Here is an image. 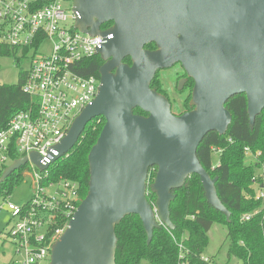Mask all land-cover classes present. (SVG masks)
<instances>
[{
  "label": "water",
  "instance_id": "1",
  "mask_svg": "<svg viewBox=\"0 0 264 264\" xmlns=\"http://www.w3.org/2000/svg\"><path fill=\"white\" fill-rule=\"evenodd\" d=\"M76 27L112 34L98 49L104 60L95 99L74 119L58 145L69 153L87 125L105 124L88 161L90 181L68 227L51 248L49 264H116V225L137 214L151 242L155 228L175 229L173 192L197 174L208 203L230 219L217 177L201 164L197 149L210 131L225 134L232 122L226 103L245 93L251 127L264 109V0H73ZM112 26L101 30L102 24ZM154 42L155 49L145 46ZM130 56L132 63L123 61ZM180 62L194 79L191 104L172 112L169 99L151 87L158 70ZM139 107L147 115L135 113ZM31 158L41 170L37 152ZM15 160L5 181L26 164ZM156 168L153 181L150 170ZM148 192L156 196L148 199Z\"/></svg>",
  "mask_w": 264,
  "mask_h": 264
},
{
  "label": "built area",
  "instance_id": "2",
  "mask_svg": "<svg viewBox=\"0 0 264 264\" xmlns=\"http://www.w3.org/2000/svg\"><path fill=\"white\" fill-rule=\"evenodd\" d=\"M78 16L73 0H0V43L13 50L15 59L29 62L22 90L31 97L32 104L0 129V171L26 156V164L13 173L21 171L32 181L33 196L27 203L18 204L8 198L0 203V213L5 207L11 212L8 235L23 255L22 264L50 263L52 245L68 227L81 202L79 184L52 178L49 168L70 153L56 159L58 145L74 119L98 94L100 74L83 75L80 63L97 55L112 34L81 31L76 27ZM45 41L51 43V49L41 55ZM32 152H37L40 162L49 167L41 170L31 158ZM15 154L18 157L13 158ZM260 154L246 148V155ZM262 169L261 175L264 165ZM256 198L264 199V183L259 185ZM58 217L68 218V222L60 226ZM250 217L251 214L244 216ZM179 249L183 250L182 244Z\"/></svg>",
  "mask_w": 264,
  "mask_h": 264
},
{
  "label": "trees",
  "instance_id": "3",
  "mask_svg": "<svg viewBox=\"0 0 264 264\" xmlns=\"http://www.w3.org/2000/svg\"><path fill=\"white\" fill-rule=\"evenodd\" d=\"M111 24L112 22H107L101 28H107ZM146 48L154 49L156 45L152 42ZM13 53L10 47L0 43V57L12 56ZM126 59L129 62V58ZM102 63L103 59L98 54L85 58L80 63L82 68L79 72L99 76ZM26 75L27 72L21 74L17 84L0 85V129L5 128L17 113L27 110L32 104L31 97L22 90ZM161 86L162 79L160 72H157L151 87L161 93ZM226 107L232 113V122L227 132L207 133L198 146L197 156L211 176L218 178L217 192L231 213L230 219L208 203L199 175L193 174L182 187L173 191L176 198L171 203L170 216L175 229L164 225L155 228L152 240L148 243L143 222L137 214L126 215L116 225V264H143L144 261L148 264H214L212 258L205 261L202 256L209 245L208 232L215 223L227 228L228 262L235 257L242 264H264V199L256 198L253 188L257 179L258 183L263 182L257 170L264 165V109L256 116L255 124L251 127L245 93L230 98ZM135 113L147 115L139 107L135 109ZM104 124V118L100 122L91 121L70 153L49 168L52 178L77 182L81 200L89 189L88 155ZM246 148L253 153L260 151L261 154L254 161H248ZM214 151H219L220 154L216 165L212 161ZM16 157L17 154L13 156ZM155 174L156 168L151 169V182ZM22 181L21 171L12 173L5 181L0 182V196H9ZM148 199L154 203L155 194L148 192ZM79 204L80 202L77 206ZM247 214H251L249 219L244 218ZM57 222L63 226L68 218L58 217ZM180 244L183 245L182 251L179 249Z\"/></svg>",
  "mask_w": 264,
  "mask_h": 264
},
{
  "label": "rangeland",
  "instance_id": "4",
  "mask_svg": "<svg viewBox=\"0 0 264 264\" xmlns=\"http://www.w3.org/2000/svg\"><path fill=\"white\" fill-rule=\"evenodd\" d=\"M51 43L45 41L40 49L41 55H45L50 52ZM29 68V62L26 59L18 61L12 56L0 57V85L1 84H17L21 78V74L26 72ZM166 73V71L164 72ZM174 94L175 81L169 80L166 85ZM219 151H214L212 155L213 164L216 165L219 162ZM256 157L254 155H247L248 161H254ZM3 173V171H1ZM20 171H17L19 173ZM263 169H258V176L262 177L263 182L258 183V179L253 185V188L257 192L259 191V185L264 183ZM1 177V175H0ZM23 181L17 186L12 193L7 196L9 201H15L18 204L27 203L33 196L32 181L29 177L22 175ZM6 198L0 196V203ZM11 212L5 207L3 212L0 213V264H22L23 255L18 253V247L11 241L8 231L11 225ZM209 245L205 250L204 256L210 257L214 260V264H242V261L238 258H232L228 262V245L229 239L227 237V228L225 225L215 223L208 232ZM143 264H148L146 261Z\"/></svg>",
  "mask_w": 264,
  "mask_h": 264
},
{
  "label": "flooded vegetation",
  "instance_id": "5",
  "mask_svg": "<svg viewBox=\"0 0 264 264\" xmlns=\"http://www.w3.org/2000/svg\"><path fill=\"white\" fill-rule=\"evenodd\" d=\"M110 26H112V24L109 25L108 28ZM126 58H129V62L127 61ZM123 61L129 64L132 63V59L130 56L125 57ZM103 64H104V60L102 65ZM165 71L166 73H164ZM157 72H160V78L162 79L161 93L164 94L169 99L171 103L172 112L174 114L179 115L184 112L192 110L194 108V105L191 104L194 79L188 76L182 64L178 62L174 64L172 67L161 69L158 70ZM171 79L175 81L173 95L171 94V91H169V88L166 86L167 82Z\"/></svg>",
  "mask_w": 264,
  "mask_h": 264
}]
</instances>
